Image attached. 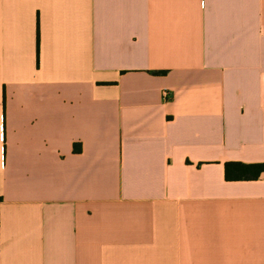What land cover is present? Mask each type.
Masks as SVG:
<instances>
[{
  "label": "crops",
  "instance_id": "0c3cea01",
  "mask_svg": "<svg viewBox=\"0 0 264 264\" xmlns=\"http://www.w3.org/2000/svg\"><path fill=\"white\" fill-rule=\"evenodd\" d=\"M228 163L264 165V0H0V264H264Z\"/></svg>",
  "mask_w": 264,
  "mask_h": 264
},
{
  "label": "trees",
  "instance_id": "16d2710c",
  "mask_svg": "<svg viewBox=\"0 0 264 264\" xmlns=\"http://www.w3.org/2000/svg\"><path fill=\"white\" fill-rule=\"evenodd\" d=\"M226 179L229 181L255 180L264 173V165H244L240 163L226 164Z\"/></svg>",
  "mask_w": 264,
  "mask_h": 264
},
{
  "label": "built area",
  "instance_id": "2783aa9c",
  "mask_svg": "<svg viewBox=\"0 0 264 264\" xmlns=\"http://www.w3.org/2000/svg\"><path fill=\"white\" fill-rule=\"evenodd\" d=\"M164 97H165V98L168 97V92H164Z\"/></svg>",
  "mask_w": 264,
  "mask_h": 264
}]
</instances>
